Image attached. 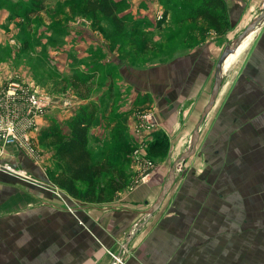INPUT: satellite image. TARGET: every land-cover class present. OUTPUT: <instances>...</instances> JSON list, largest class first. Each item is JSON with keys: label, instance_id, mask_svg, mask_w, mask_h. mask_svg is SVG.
I'll use <instances>...</instances> for the list:
<instances>
[{"label": "rangeland", "instance_id": "1", "mask_svg": "<svg viewBox=\"0 0 264 264\" xmlns=\"http://www.w3.org/2000/svg\"><path fill=\"white\" fill-rule=\"evenodd\" d=\"M109 1L118 3L114 9V20L98 10H85L86 7H90L89 0H42V7L33 16L23 17L18 11L29 4L30 0H19L16 10L10 14V18L16 23L10 31V37L4 39L5 53L0 52L1 60L7 57L9 59L7 65L10 67V73L7 75L20 77L23 82L30 83L48 102L49 95L55 103L60 104L58 107L55 105L54 112L47 111L51 115L48 120H55L56 114H60L62 119L67 116L62 122L65 126L67 118L80 105L86 107L94 105L96 112L95 102L78 103L80 98L93 91H102V101H106L110 94L114 103L121 99L120 102L129 104L125 109L127 111L124 112L125 115L115 118L112 133L120 132L121 139L118 142L115 140L110 142L109 154L111 151L113 154L107 156L112 161L122 164L127 175L126 185L113 193L106 191L108 199L103 202L88 203L68 195L64 190L61 191L64 196L68 195L74 199L73 205L78 207L75 210L84 209L89 207L88 205L103 206L104 209L109 206L124 208L126 204L121 203L119 196L123 195L125 190L130 191L145 182H151L156 195L170 163L187 147L193 124L208 98L213 83L214 65L220 51L248 23L235 19L231 21L226 10L225 20L220 22L219 29L210 27L203 19L187 18L189 11L199 0H145L152 3L151 7H146L143 0H138L140 8L144 9L139 10V13L135 11L137 0ZM154 6L163 13L161 21L153 19ZM10 18L6 15L1 21H10ZM75 33L79 35V51L88 50L86 56H80L75 60L80 66L91 65L108 52L107 59L113 58L114 61L112 67L103 70L96 68V72L92 73L93 70L89 68L84 71L77 66L79 69H74L73 72L81 71L82 74L77 75V78L84 81L71 80L73 72L70 71L65 74L66 76H62L61 70H57L55 62L49 57L55 55L60 45L64 44L62 43L64 35H76ZM252 35L244 39L236 52L224 60L218 94L199 126L194 151L177 168L174 180L160 205L147 219L148 221L152 215L157 216L159 211H162V219L172 223L169 227L171 234L168 236L178 237L172 242L182 244L188 239L192 241L191 249L183 251L182 257L190 256L193 260L198 259L202 263L205 261L204 264H222L220 259L232 258L233 253L235 258H239L240 264H246L247 257L256 258L257 264H263L264 260V249L259 246V243L264 242V234L247 232L248 222L250 220L252 222L253 219L248 218L246 213L248 206L253 205L249 201L254 200L253 195L257 192L258 186L254 184L258 179V171L252 170L253 165L248 161V148L245 143L247 137L242 138L238 129H234L235 116L231 114L233 82L240 78L239 68L244 66L246 48L238 56L237 53L246 46ZM204 48L208 52L207 79L202 82L204 87L192 98L191 107L183 114L179 131L170 138L162 136V143L153 146L150 142L153 135L148 139L142 137L132 139L125 121L129 112H135L132 122L138 121L142 114H145L149 121L159 115L150 105L151 99L148 94L135 97V90L128 85L130 79L133 80L135 72L141 70L143 80L146 81L145 77L149 78L151 69L164 70L176 58L189 53L188 51L196 53L203 51ZM67 53L68 56L73 54L70 49ZM44 60L52 65L49 70L44 66ZM124 65L130 67L128 72ZM147 67L151 69L147 70L149 69ZM108 69L112 74H108ZM109 81L112 83L111 87L107 86ZM137 98H145L143 103L140 102L142 106L134 105ZM72 99H75L74 103H71ZM243 108L247 109V101L244 102ZM152 124L154 126L155 120ZM129 132L131 133V128ZM244 133L246 134V128ZM36 139L33 143L39 148V164L43 165L41 166L49 176V170L55 165L53 146L40 145L38 138ZM145 162L149 163L146 168ZM141 171L147 172L144 178L140 177ZM154 172L155 175L151 177ZM260 173L262 175L264 171L260 170ZM106 179L107 176L102 174L98 181L104 182ZM155 195L151 196L148 203L139 207L141 210H137L140 214L135 218V223L142 219ZM118 199L120 202H116ZM254 205L256 209L258 207L263 209V202ZM237 211L244 216L237 217ZM179 213L183 216L180 217ZM255 223L257 227L262 228L264 218H256ZM175 232L180 234H174ZM126 235L123 234L122 237ZM133 237L120 252L118 263L126 262L130 249L133 250L137 246L138 242L133 241ZM124 239L125 237L121 242ZM117 251L108 249L106 252L111 258Z\"/></svg>", "mask_w": 264, "mask_h": 264}, {"label": "crops", "instance_id": "2", "mask_svg": "<svg viewBox=\"0 0 264 264\" xmlns=\"http://www.w3.org/2000/svg\"><path fill=\"white\" fill-rule=\"evenodd\" d=\"M222 1L231 21L234 19L235 21H249L264 4V0ZM139 3L138 0L135 2L137 10L142 9ZM143 3L146 7L152 6L151 2L143 0ZM10 14L9 9L0 8V41L3 39L0 42V52L4 53L6 46L4 39L10 37V31L16 23L13 18H10ZM6 15L10 21H1ZM75 34L64 35L62 40L64 44L60 45L55 55L49 57L55 62L57 70H61L62 76H66L68 71L73 72L74 69L79 68H83L81 70L84 71L89 68L93 70V73L96 72V68L103 70L112 67L114 61L110 57L109 60L107 59L108 52L103 58L93 61L91 65L81 64L80 66V63L75 60L80 56H86L88 50L79 51V35ZM11 35L14 34L11 33ZM245 48V63L239 68L240 78L237 82H233L231 114L235 116L233 121L236 123V128L234 129H238L242 138L247 137L245 143L248 148V161L253 165L252 170L258 171V179L254 184L258 186L257 192L253 195L254 200L249 201L253 205L248 206L246 213L248 218L253 219L252 222L251 220L248 222L247 232L264 234V226L260 228L255 223L256 218H264V173L262 175L260 173V170L264 171V21L257 27L237 56ZM69 49L73 52L71 56L67 53ZM188 52L176 58L164 70L158 68L157 71L147 67L149 68L147 70L151 69V74L149 78L145 77L146 81L143 80L140 70L136 71L133 80L130 79L131 82H128V85L135 90V97L148 94L151 99L150 105L156 111L155 113H159L154 116L155 124L150 132L142 138H151L152 134H161L160 136L170 138L179 131L183 114L191 107L192 98L204 87L202 82L207 79L208 52L206 48L196 53ZM8 61V57L0 59V83L10 73ZM44 66L46 69L52 67L46 60H44ZM124 66L128 72L130 67ZM109 73H111L110 70ZM242 75L244 77L241 79ZM120 84L119 82V88ZM107 86L111 87L112 83L109 81ZM102 95V91H93L78 100L79 104L91 101L97 104L95 116L87 134L90 153L95 157L113 154V151L109 154L108 145L117 138L116 135H112L115 118H119L121 114L125 115L124 112H127L125 109L129 106L128 103L120 102L121 99L114 103L113 96L110 94L105 99L106 101H102ZM48 98L51 105L47 107L46 113L47 111L52 113L55 111V105L58 107L60 104L55 103L49 95ZM245 101H247L246 110L243 108ZM74 102L75 99H72L71 103ZM134 114L135 112H129L125 121L131 138L137 140L138 137L132 134V130L131 133L129 132L130 128L132 129ZM45 116L40 119V127L49 124L48 119L51 115L47 113ZM55 116V120L64 126L62 122L67 116L64 119L60 117V114ZM245 128L246 134L244 133ZM5 151L10 153L8 156L5 154V157L9 160L13 158L15 161L12 160L17 165L36 175L39 181L38 183L26 182L0 171V264H109L112 257L110 258L106 251L119 249L121 239L125 237L122 235L128 233L135 223V218L140 214L137 210H141L139 207L148 203L151 196L155 195L156 190L151 182H145L130 191L125 190L124 194L119 196L121 203L126 204L124 208L109 206L104 209L103 206L88 205L89 207L84 209L75 210L78 207L73 205L74 199L68 195L64 196L61 192L63 190L50 181L41 163L38 166L35 165L14 150L12 146H7ZM156 173L159 174L158 171ZM154 175L155 172L151 177ZM261 194L262 197H260ZM67 196L72 201L67 200ZM258 202H263L262 210L260 207L256 209L254 203ZM162 214V211H159L157 216L152 215L137 229L133 237V241L138 242L137 246L133 250L130 249L126 262L121 259L123 263L117 261L114 264H149V260L150 264L205 263L198 259L193 260L190 256L182 257L183 251L187 248L188 251L191 249L192 241L189 239L187 242L183 241V245L172 242L178 237L168 236L171 234L169 227L172 223L162 219ZM179 214L180 217L183 216ZM237 214V217L244 216L239 211ZM172 226L175 227V225ZM174 234L180 233L175 232ZM259 244L260 248L264 249V242ZM232 245L234 246L233 243ZM220 261L222 264L223 262L225 264H238L239 262L240 264L239 258H235L234 253L232 258L222 257ZM257 261L256 258L247 257L246 264H257Z\"/></svg>", "mask_w": 264, "mask_h": 264}, {"label": "trees", "instance_id": "3", "mask_svg": "<svg viewBox=\"0 0 264 264\" xmlns=\"http://www.w3.org/2000/svg\"><path fill=\"white\" fill-rule=\"evenodd\" d=\"M89 2L90 7H86L85 10H98L101 14L115 19L114 9L118 5L117 2L109 0H89ZM17 4L19 0H0V6L10 11H15ZM41 7L42 0H30L29 4L24 5L18 12L23 17H31ZM224 8L222 0H199L189 11L187 18L203 19L210 27L219 29L220 22L225 20ZM74 72L71 80L84 81V79L77 78L81 71ZM143 99L145 98L137 99L134 105L142 106ZM94 116V105L89 107L80 105L67 118L65 126L50 119L47 126L40 127L37 138L40 145L53 146L55 165L49 170V179L52 183L76 199L103 202L108 199L106 191L113 193L126 185L127 175L122 164L112 161L107 157L108 155L101 157L91 155L87 134ZM121 116L124 115H119V118ZM119 134L120 132L114 134L117 136L113 139L116 142L121 139ZM160 135L154 134L150 139L152 146L162 143ZM102 174L107 176L104 182L98 181Z\"/></svg>", "mask_w": 264, "mask_h": 264}, {"label": "built area", "instance_id": "4", "mask_svg": "<svg viewBox=\"0 0 264 264\" xmlns=\"http://www.w3.org/2000/svg\"><path fill=\"white\" fill-rule=\"evenodd\" d=\"M153 11V19L156 21L163 19V13L157 7ZM139 10L136 9L139 13ZM145 14V13H144ZM65 102V101H64ZM49 102L43 95L38 94L30 83L23 82L20 77L8 75L0 83V171L20 180L38 183L39 178L26 171L23 167L14 162L13 158L5 157L10 154L5 151L7 146H12L23 157L31 160L35 165L39 164V148L33 143L37 140V133L40 128L39 120L46 114ZM147 116L142 114L139 120L132 124V134L137 137L147 135L154 120H147ZM136 153V149L133 151ZM136 157V155L134 156ZM14 161H13V160ZM145 168L149 163H144ZM141 178L147 172L141 171ZM113 256V255H112ZM119 261V260H118Z\"/></svg>", "mask_w": 264, "mask_h": 264}, {"label": "water", "instance_id": "5", "mask_svg": "<svg viewBox=\"0 0 264 264\" xmlns=\"http://www.w3.org/2000/svg\"><path fill=\"white\" fill-rule=\"evenodd\" d=\"M264 21V5L258 13H256L251 19L248 21V23L240 30L239 33L236 34V36L230 40L228 44H226L222 50L220 51L215 65H214V71H213V83L208 95L207 100L205 101L199 116L197 120L194 122L193 127L191 129L188 144L187 147L181 151L177 157H175L172 162L170 163L165 179L163 180L162 184L160 185V189L154 199V201L151 203L149 208L144 212L142 219L139 222H136L132 228L129 230L127 235L125 236V239L121 243L118 252L112 256L111 262L109 264H114L118 260H120V252L125 249L126 245L129 243V241L132 239L134 234L136 233L139 226H141L149 217L150 215L158 208L160 205L164 195L170 188L174 177H175V171L180 166L183 161L190 156L194 151V146L196 143V140L198 138L199 134V126L204 119L205 115L208 113V111L211 109V107L214 104V101L216 99V96L218 94L219 86L221 83L222 78V67L221 64L227 55V53L232 52L235 47L238 45V43L252 30H256L258 26H260L261 23Z\"/></svg>", "mask_w": 264, "mask_h": 264}, {"label": "bare ground", "instance_id": "6", "mask_svg": "<svg viewBox=\"0 0 264 264\" xmlns=\"http://www.w3.org/2000/svg\"><path fill=\"white\" fill-rule=\"evenodd\" d=\"M254 33V30H252L251 32H249L239 43H238V45L235 47V49L232 51V52H229V53H227V55L225 56V58H224V60L226 59V58H228L229 56H231V55H233L234 53H235V51L237 50V48L239 47V45L242 43V41L244 40V39H246L247 37H249L251 34H253ZM224 60H223V62H222V64H221V67H222V70H223V63H224Z\"/></svg>", "mask_w": 264, "mask_h": 264}]
</instances>
